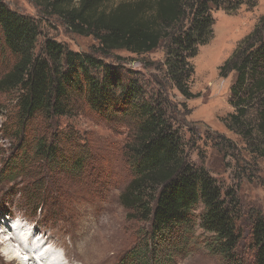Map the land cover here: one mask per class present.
<instances>
[{
  "label": "trees",
  "instance_id": "16d2710c",
  "mask_svg": "<svg viewBox=\"0 0 264 264\" xmlns=\"http://www.w3.org/2000/svg\"><path fill=\"white\" fill-rule=\"evenodd\" d=\"M109 1L35 0L44 14L57 17L73 34L98 43L88 54L52 40L37 54L39 26L0 3V50L14 61L0 79V92L18 94L15 130L25 136L38 120L47 130L40 138L35 133L34 145L19 147L23 157L12 156L2 176L15 182L27 167L36 165L82 179L91 159L88 145L73 128L52 133V125L87 110L110 128L126 129L123 156L131 182L120 201L132 220L150 227L120 264H177L191 240L198 241V226L207 234L200 244L220 264H264L262 214L249 212L247 218L248 249L253 252L249 262L239 251V224L244 219L239 197L231 189L223 191L204 168L189 161L183 137L163 102L141 100L137 84L123 85L119 71L103 61L117 51L148 55L166 44L167 79L185 99H196L199 95L189 88L194 74L189 60L212 38L213 12H232L252 0H133L107 10ZM99 70L105 73L103 79L96 75ZM221 71L224 77L236 75L230 99L234 112L226 128L241 137L256 166L264 160V17ZM42 191L37 185L29 188L35 210L42 206Z\"/></svg>",
  "mask_w": 264,
  "mask_h": 264
},
{
  "label": "rangeland",
  "instance_id": "374dc122",
  "mask_svg": "<svg viewBox=\"0 0 264 264\" xmlns=\"http://www.w3.org/2000/svg\"><path fill=\"white\" fill-rule=\"evenodd\" d=\"M123 1L133 0H110L105 8L110 10ZM0 3L39 26L37 54L42 53L47 40L83 54L97 49L98 43L93 38L73 34L57 17L44 14L35 0H0ZM212 16V38L189 60L194 69L189 88L199 95L196 99H185L167 79L166 44L148 55L117 51L103 61L119 71L123 85L137 84L141 100L163 102L168 117L173 119L183 137L189 161L204 168L223 191L231 189L239 197L244 210V219L239 224L243 230L239 251L253 262V252L248 249L250 225L247 218L249 212H259L264 217V160L252 165L253 157L244 141L226 128L228 115L234 112L230 99L236 75L230 73L224 77L221 68L261 26L264 0L245 2L232 12L215 10ZM13 65L12 57L0 50V79ZM96 72L103 79V70ZM17 97L15 92H0V222H5L8 234L26 226L22 237L27 239L34 233L32 245L45 237L41 242L47 241V247L59 249V256H68L74 264H120L140 241L139 235L150 230L148 225L132 220L120 201L121 193L131 182L123 156L128 140L126 129L110 128L83 109L73 118L58 119L52 125V133L57 128L63 131L73 128L84 140L83 144L88 145L91 159L83 178L75 179L63 171L48 172L35 165L27 167L22 176L10 182L9 177L1 173L7 161L12 156L23 157L19 147L24 143L34 145L35 133L40 138L47 131L40 120L28 127L25 136L15 130ZM35 185L44 190L38 210L29 203V188ZM202 210L200 206L198 214ZM195 232L198 241L191 240L187 253L178 258L177 264H220V259L200 244L207 234L199 226ZM8 237L0 232V264H7L3 241ZM176 245L181 247L179 243ZM17 246L19 244L14 243L11 247L15 253H18ZM18 255L26 258L21 253Z\"/></svg>",
  "mask_w": 264,
  "mask_h": 264
},
{
  "label": "bare ground",
  "instance_id": "6f19581e",
  "mask_svg": "<svg viewBox=\"0 0 264 264\" xmlns=\"http://www.w3.org/2000/svg\"><path fill=\"white\" fill-rule=\"evenodd\" d=\"M0 225L2 227L0 231L1 235L4 236V234H7L10 236L3 241V255L7 264H74L72 261H69L68 256H59V249L54 248L51 250V247H47L49 245L47 241L41 242L45 240V237L39 239L38 244L36 243L37 245H32L31 240L36 237H34V233L29 235V238L26 236L27 239L22 237V235H25L23 232H25L24 228L26 226L21 228L17 227L8 234L5 222H0ZM14 243L19 244V246H17V251L26 258L22 259V257L11 248Z\"/></svg>",
  "mask_w": 264,
  "mask_h": 264
}]
</instances>
